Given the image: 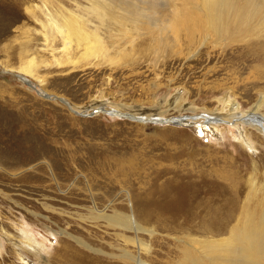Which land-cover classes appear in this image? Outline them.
I'll use <instances>...</instances> for the list:
<instances>
[{
	"label": "rangeland",
	"instance_id": "374dc122",
	"mask_svg": "<svg viewBox=\"0 0 264 264\" xmlns=\"http://www.w3.org/2000/svg\"><path fill=\"white\" fill-rule=\"evenodd\" d=\"M19 1L0 0V264H188L184 251L260 213L264 133L229 120L264 95L260 41L198 45L159 22L102 31L101 51L69 36L65 51L43 9L80 0ZM178 118L194 125L153 122Z\"/></svg>",
	"mask_w": 264,
	"mask_h": 264
},
{
	"label": "bare ground",
	"instance_id": "6f19581e",
	"mask_svg": "<svg viewBox=\"0 0 264 264\" xmlns=\"http://www.w3.org/2000/svg\"><path fill=\"white\" fill-rule=\"evenodd\" d=\"M135 1L137 3H134ZM19 2L23 3V0ZM80 2L75 3V12L63 6L62 11L55 10V7L52 9L49 6H44L43 9V13L47 14L50 21H52L51 27H54L57 33L60 34L65 51L70 50L71 47L69 36L74 37L76 43L83 49H87L89 46L85 41L86 38H89L91 44L98 46L101 51L104 47L100 43V33L102 31L112 35L114 31L118 32L117 28L120 26L121 32L136 33L143 30L139 28L140 24L152 27L151 29L154 30L159 26V22H162L166 23L165 27L169 29L171 26H180L190 42L199 40L198 45H202L206 40L212 38H215L216 44H219V42L224 44L242 42L241 47H252L253 41H260L263 44L262 46L253 47L264 54V41L260 40L264 36V0H181L180 3L172 6H169V1L162 2L160 5H148V2L155 3V0H80ZM137 4L146 5L148 9ZM16 7L19 8L17 5ZM53 11L60 20L51 19L55 18L53 17ZM146 11L153 15L151 17L145 15L144 12ZM28 13L33 15L32 11H28ZM141 19H148V24L141 22ZM127 23L130 24L128 28ZM148 30L150 33L152 32L150 28ZM259 33H262L261 36H259ZM259 52L257 53L260 54ZM16 73L18 79L33 87L31 80L34 79L30 70L16 71ZM37 82L42 83L39 80ZM263 106L264 95H262L260 103L254 104L250 111H247L248 113L229 116V120L232 119L230 123L239 124L247 121L250 126L264 133V118L256 113L260 112ZM111 113L121 115L113 110L108 111V114ZM217 114L213 117L210 114H202L197 117L203 118L205 123L230 124L227 120L217 119L220 116ZM197 117H193V119H197ZM211 118L216 119L212 120ZM178 119L179 122L183 123L182 118ZM184 124L194 125L193 123ZM111 220L124 230L145 231L127 214H121ZM62 234L76 241L75 238L64 231H62ZM198 244L200 248L197 250L194 248L195 252L184 251L180 255L185 263L264 264V207L258 214L247 210L243 220L229 230L226 238L204 240L198 242ZM123 257L136 262V264H143L140 259L129 258L127 253Z\"/></svg>",
	"mask_w": 264,
	"mask_h": 264
},
{
	"label": "water",
	"instance_id": "95a60500",
	"mask_svg": "<svg viewBox=\"0 0 264 264\" xmlns=\"http://www.w3.org/2000/svg\"><path fill=\"white\" fill-rule=\"evenodd\" d=\"M177 120H154L153 122L156 123V124H165V123H170L172 125H178V126H189L191 127L190 125H186L184 123H181V122H176Z\"/></svg>",
	"mask_w": 264,
	"mask_h": 264
}]
</instances>
